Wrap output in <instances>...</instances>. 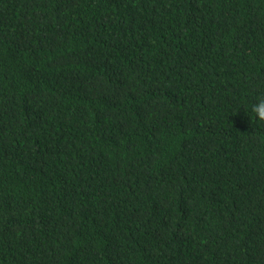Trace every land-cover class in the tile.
<instances>
[{
  "label": "trees",
  "instance_id": "16d2710c",
  "mask_svg": "<svg viewBox=\"0 0 264 264\" xmlns=\"http://www.w3.org/2000/svg\"><path fill=\"white\" fill-rule=\"evenodd\" d=\"M264 0H0V264H264Z\"/></svg>",
  "mask_w": 264,
  "mask_h": 264
},
{
  "label": "clouds",
  "instance_id": "9594fccd",
  "mask_svg": "<svg viewBox=\"0 0 264 264\" xmlns=\"http://www.w3.org/2000/svg\"><path fill=\"white\" fill-rule=\"evenodd\" d=\"M252 116L251 121H261L264 122V96H261L257 99V101L252 105L251 108Z\"/></svg>",
  "mask_w": 264,
  "mask_h": 264
}]
</instances>
